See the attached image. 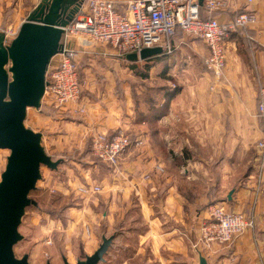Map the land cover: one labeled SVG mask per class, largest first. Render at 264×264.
Wrapping results in <instances>:
<instances>
[{
  "label": "crops",
  "instance_id": "crops-1",
  "mask_svg": "<svg viewBox=\"0 0 264 264\" xmlns=\"http://www.w3.org/2000/svg\"><path fill=\"white\" fill-rule=\"evenodd\" d=\"M39 1L0 0V31L18 28ZM112 1L122 12L129 0ZM222 2L210 13L218 21L244 11L256 21L225 36L219 79L204 66L206 45L176 30L172 53L154 56L166 58L167 73L161 70L151 86L167 87L171 96L155 97L165 112H153L151 120L148 106L131 97L134 61L109 44L77 42L84 111L76 112L73 128L92 137L124 132L138 141L115 167L105 166L109 172L98 183L103 216L118 212L142 246L151 242L158 264H199V253L207 264H264V166L258 170L264 154L257 148L264 119L256 108L264 86V0ZM200 7L202 16L209 14L204 0ZM176 87L178 93L170 92ZM211 205L244 212L253 225L231 244L205 246L199 227Z\"/></svg>",
  "mask_w": 264,
  "mask_h": 264
},
{
  "label": "built area",
  "instance_id": "built-area-1",
  "mask_svg": "<svg viewBox=\"0 0 264 264\" xmlns=\"http://www.w3.org/2000/svg\"><path fill=\"white\" fill-rule=\"evenodd\" d=\"M204 6L209 12L206 16L201 15L198 0H129L122 12L115 9L112 0H84L75 18L63 27L61 51L52 57L48 65L42 102L72 113L84 111L78 74L79 39L90 45L109 44L124 55H139L143 49L155 46H161L163 53L171 54V36L179 30L206 45L208 54L204 66L219 79L226 63L225 36L229 32L245 29L256 21V16L244 11L231 20L220 22L210 13L223 6L222 0H204ZM18 28L3 31L5 43L15 37ZM256 108L264 119V86L259 89ZM131 145L129 136L123 132L111 136L97 134L92 137L91 151L104 164L115 167ZM257 148L264 154V132ZM263 166L261 162L258 170ZM77 191L92 195L100 191V186L81 185ZM252 225V218L244 212L230 211L223 205H211L208 217L200 224L199 241L205 246L231 244Z\"/></svg>",
  "mask_w": 264,
  "mask_h": 264
},
{
  "label": "rangeland",
  "instance_id": "rangeland-1",
  "mask_svg": "<svg viewBox=\"0 0 264 264\" xmlns=\"http://www.w3.org/2000/svg\"><path fill=\"white\" fill-rule=\"evenodd\" d=\"M159 58L164 56L132 63L141 74L148 70L147 85H151V80L161 70L167 73V64L162 65L166 60ZM177 62L182 63V60ZM164 78L176 84L172 78ZM140 80L135 75L131 84L139 85ZM178 91L176 87L170 92L176 94ZM77 120L76 113L45 105L42 101L40 109H27L25 126L41 132L45 151L53 160L59 159L61 162L55 170L41 166V178L36 188L29 192L36 205L25 208L18 227L22 239L13 247L15 256L20 258L27 254L29 264H45L47 261L50 264H63V257L75 264L98 247L102 236L113 235L104 261L99 264H158L151 242L142 246L136 232L127 230L132 225L124 224L125 220L120 223L118 212L110 220L103 216L107 207L100 201L101 190L92 195L78 193L77 188L81 185H93V181H96V185L102 184L109 170L105 168L106 164L93 158L92 136L81 134L73 128ZM134 145L136 142L131 146ZM8 154V149H0V174L5 168ZM98 201L100 203L95 205Z\"/></svg>",
  "mask_w": 264,
  "mask_h": 264
},
{
  "label": "water",
  "instance_id": "water-1",
  "mask_svg": "<svg viewBox=\"0 0 264 264\" xmlns=\"http://www.w3.org/2000/svg\"><path fill=\"white\" fill-rule=\"evenodd\" d=\"M82 2L40 0L9 43H5V34L0 31V149L9 150L0 174V264H29L27 254L17 258L13 251L22 239L18 227L25 208L36 205L29 192L41 178V166L55 170L61 162L47 154L42 133L26 127L24 120L28 108L38 109L41 105L48 65L61 51L63 27L75 18ZM162 53L163 48L155 46L127 57L145 60ZM112 241L113 235L102 236L98 247L75 264L103 262ZM62 259L63 264H71L65 257ZM199 264H207L200 253Z\"/></svg>",
  "mask_w": 264,
  "mask_h": 264
},
{
  "label": "trees",
  "instance_id": "trees-1",
  "mask_svg": "<svg viewBox=\"0 0 264 264\" xmlns=\"http://www.w3.org/2000/svg\"><path fill=\"white\" fill-rule=\"evenodd\" d=\"M154 58L155 57H152V58H148V59L141 60V61H146V60L154 59ZM159 59H165L166 60V58H159ZM133 61H134V63H136L137 60H133ZM132 67H133V71L135 72V74H137L141 78V80L138 82V84L142 88V92H141L140 96H138L137 93H136V90H135V86L132 85V87H131V97H132L135 105H136V103H138V100L141 98V101L146 106H148V110H147V113L145 115V118H148L149 120H151L153 112L156 113V114L157 113L161 114V113L165 112V107H163V106H160L159 108L155 107V104H156L155 97L158 94L163 95L165 97H169V96H171V94H168L166 87H159V86H156V85L155 86H151V85L145 84L144 79H147V77H148V70L145 71L146 72L145 74H141V73L137 72V69H136L137 66L136 65H133ZM146 67H147V69H149L148 68L149 66H146ZM78 74H79V82L81 83V72H80V69H79V64H78ZM117 90L119 91V88H117ZM81 96H82V91H81ZM40 108H41V105H40V107L38 109H40ZM129 138H130L132 143H135L137 141L132 136H130ZM93 158L96 159V160H99L97 157H93Z\"/></svg>",
  "mask_w": 264,
  "mask_h": 264
}]
</instances>
